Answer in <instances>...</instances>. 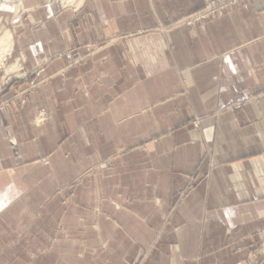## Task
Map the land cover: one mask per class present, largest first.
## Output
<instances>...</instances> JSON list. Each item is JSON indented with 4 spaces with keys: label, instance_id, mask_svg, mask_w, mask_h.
Returning a JSON list of instances; mask_svg holds the SVG:
<instances>
[{
    "label": "crops",
    "instance_id": "obj_1",
    "mask_svg": "<svg viewBox=\"0 0 264 264\" xmlns=\"http://www.w3.org/2000/svg\"><path fill=\"white\" fill-rule=\"evenodd\" d=\"M206 1L115 2L141 27L120 35L129 48L114 49L127 60L116 73L125 78H100L98 119L129 122L131 136L147 138L110 162L143 163L147 187L130 225L111 228L106 248L120 253L107 264H131L141 249H152L146 264H246L264 245V0L186 24ZM75 2L61 0L78 12L85 0ZM4 161L0 152V196L14 174Z\"/></svg>",
    "mask_w": 264,
    "mask_h": 264
},
{
    "label": "rangeland",
    "instance_id": "obj_2",
    "mask_svg": "<svg viewBox=\"0 0 264 264\" xmlns=\"http://www.w3.org/2000/svg\"><path fill=\"white\" fill-rule=\"evenodd\" d=\"M116 1L85 0L76 12L61 0H26L27 10L16 18L0 12V29L15 40L0 71V130L6 138L0 152L14 172L0 196V264H107L120 253L117 246L106 248L111 228L130 225L125 216L145 203L143 163L130 168L120 162L114 170L110 162L131 146L141 149L147 138L131 136L136 128L129 122L116 129L114 122L100 127L98 119L100 78L127 64L114 50L129 48L120 35L141 27ZM203 9L187 16L186 24L196 25L189 20ZM19 58L20 70L7 74ZM116 74L125 78L120 70ZM151 252L139 250L131 264H146ZM246 262L263 264L264 245L252 248Z\"/></svg>",
    "mask_w": 264,
    "mask_h": 264
},
{
    "label": "bare ground",
    "instance_id": "obj_3",
    "mask_svg": "<svg viewBox=\"0 0 264 264\" xmlns=\"http://www.w3.org/2000/svg\"><path fill=\"white\" fill-rule=\"evenodd\" d=\"M75 1H78L77 6H80L84 0H63V3L64 5H72L76 3ZM73 6H76V4ZM24 9L25 8L23 5V0H0V12H4L8 14L12 13L14 18H16L19 15V13L22 12ZM0 25H1V21H0ZM14 51H15V40L13 34L7 29L5 30L0 29V71L6 68L5 64L8 61V59L12 57ZM22 58L23 61L26 60L25 55H23ZM19 60L12 67L7 69L6 71L7 74H12L20 70L21 60L20 61ZM36 124L42 125L43 122L40 121L39 119Z\"/></svg>",
    "mask_w": 264,
    "mask_h": 264
},
{
    "label": "built area",
    "instance_id": "obj_4",
    "mask_svg": "<svg viewBox=\"0 0 264 264\" xmlns=\"http://www.w3.org/2000/svg\"><path fill=\"white\" fill-rule=\"evenodd\" d=\"M251 0H213L208 3L207 7L193 17L190 21L191 24H197L200 22H205L212 17L217 16L222 12H226L241 3L248 2Z\"/></svg>",
    "mask_w": 264,
    "mask_h": 264
}]
</instances>
